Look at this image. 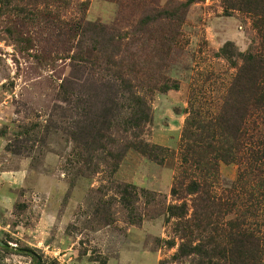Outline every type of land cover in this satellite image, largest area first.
Masks as SVG:
<instances>
[{
    "label": "rangeland",
    "instance_id": "1",
    "mask_svg": "<svg viewBox=\"0 0 264 264\" xmlns=\"http://www.w3.org/2000/svg\"><path fill=\"white\" fill-rule=\"evenodd\" d=\"M254 6L0 0V264H232L237 219L264 264V166L241 151L209 169L185 146L197 118L231 134L247 109ZM198 195L215 205L194 227Z\"/></svg>",
    "mask_w": 264,
    "mask_h": 264
},
{
    "label": "trees",
    "instance_id": "2",
    "mask_svg": "<svg viewBox=\"0 0 264 264\" xmlns=\"http://www.w3.org/2000/svg\"><path fill=\"white\" fill-rule=\"evenodd\" d=\"M254 7L253 13L256 17L253 20V26L260 35V50L257 53H247L244 55V63L236 76L237 82H244L243 88L248 99L246 111L244 112L242 110L240 114L239 125L235 126L233 132H230L231 134L225 132L222 126L223 117L219 114L210 118L200 117V119L197 118L196 121V118L192 116L188 122L191 123L195 121L194 129L197 132L193 134L190 139L186 140V153L189 159H196V164L199 165L201 162H204L205 165L209 166V169H213L214 162H216L217 159H234L236 153L241 151L248 153L250 160L254 163L253 166L258 171H260L259 166H264V126L260 128L258 125L254 124L255 128L252 129V131L255 132H248L245 126L243 127L245 116L249 115V108L256 115H261L263 117L262 120H264V7L259 9H257L256 6ZM196 114H198V112H195V115ZM247 140H249V144ZM188 189L193 193H197L200 191V185L196 181H191ZM203 199L202 201L201 195H198V197L194 199V211L191 217V225L194 227H199L200 225L203 213L199 214L198 209L204 206V201H211V203L215 205L213 199ZM255 201H257V198H254V202ZM208 207L209 205H206L205 209ZM176 209H180V206H176ZM172 213L174 214V212ZM232 229L234 230V235L231 238V242L236 250L233 251V249L228 250L225 248L223 252L227 250L232 264H248L246 260L250 258L253 260L250 264H258L261 257L257 255V253H259L258 248L256 249V255L253 253L254 246L252 244H256L258 240L254 230L248 231L242 228L238 219L236 221V226H232ZM191 233L190 229L189 235ZM246 244L251 246V248L247 249ZM225 256L226 255H223V257Z\"/></svg>",
    "mask_w": 264,
    "mask_h": 264
},
{
    "label": "crops",
    "instance_id": "3",
    "mask_svg": "<svg viewBox=\"0 0 264 264\" xmlns=\"http://www.w3.org/2000/svg\"><path fill=\"white\" fill-rule=\"evenodd\" d=\"M0 148H1V143H0ZM13 172H15V173L9 174V171H7V170L1 171V173L3 175L2 178L8 179L9 175H10V176H12V178L21 179L23 177V174L25 171H23V167H22V168L18 169L17 171H13Z\"/></svg>",
    "mask_w": 264,
    "mask_h": 264
}]
</instances>
